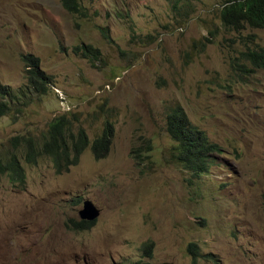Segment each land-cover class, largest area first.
Here are the masks:
<instances>
[{"label": "rangeland", "instance_id": "374dc122", "mask_svg": "<svg viewBox=\"0 0 264 264\" xmlns=\"http://www.w3.org/2000/svg\"><path fill=\"white\" fill-rule=\"evenodd\" d=\"M225 1L80 0L83 17L61 0H0V82L26 90L27 53L52 77L47 94L27 90L29 103L0 118V159L16 135L42 144L59 114L91 141L105 119L116 124L107 157L87 148L63 174L49 156L33 164L14 150L26 178L0 174V264H193L190 241L216 259L198 264H264V69L237 67L247 45L264 48V29L227 30ZM82 44L100 57L76 52ZM177 105L222 147L198 177L169 157L167 115ZM145 141L153 149L139 166L132 148ZM86 199L99 217L69 229Z\"/></svg>", "mask_w": 264, "mask_h": 264}, {"label": "trees", "instance_id": "16d2710c", "mask_svg": "<svg viewBox=\"0 0 264 264\" xmlns=\"http://www.w3.org/2000/svg\"><path fill=\"white\" fill-rule=\"evenodd\" d=\"M61 2L72 14L87 16L80 0H61ZM219 13L223 26L229 31L240 33L247 26L264 29V0H226L219 8ZM104 34L105 37L112 40L106 30H104ZM207 39L210 41L209 38ZM75 51L91 61L98 59L102 53L99 48L91 44L76 46ZM21 60L25 66L26 90L22 88L18 94L0 82V118L10 114L14 102L19 104V107L16 108L17 111H21L29 103L31 96L27 98L29 96L27 90L33 94L43 95L47 94L51 88L52 77L41 68L40 57L27 53L21 55ZM239 61L244 62L238 64ZM238 62L237 67L247 74L260 68L264 69V48H252L247 45V49L241 52ZM22 97H25L24 101H22ZM115 129V122L111 118H107L104 128L91 141L82 124H77L67 115L59 114L50 121L43 134L42 144L32 136L16 135L11 138L13 151L6 161L0 159V174L8 175L14 182L24 181L26 170L18 152L14 151L21 148H23V157L26 162L35 164L41 156H49L55 171L60 174L69 172L71 167L77 165L87 148L91 149L96 160H101L107 157L111 150ZM166 129L173 141L169 149L171 161L181 165L195 177L208 172L216 162L217 155L222 153V147L218 143L212 142L208 133L192 122L189 114L181 105H177L169 111ZM144 144V146L141 144L132 148V156L139 166L149 157V153L153 149L150 141H145ZM95 222L96 220H71V224L68 223L67 226L69 229L81 231L90 229ZM153 247V242L144 244L146 256H152ZM187 250L193 264H198L200 258L216 261L214 255L204 254L196 241H190ZM136 264L148 263L140 261Z\"/></svg>", "mask_w": 264, "mask_h": 264}, {"label": "water", "instance_id": "95a60500", "mask_svg": "<svg viewBox=\"0 0 264 264\" xmlns=\"http://www.w3.org/2000/svg\"><path fill=\"white\" fill-rule=\"evenodd\" d=\"M101 213V209L98 208L91 199L83 201L82 208L78 211L80 220L93 221L96 220ZM158 264H175L173 261H163Z\"/></svg>", "mask_w": 264, "mask_h": 264}]
</instances>
